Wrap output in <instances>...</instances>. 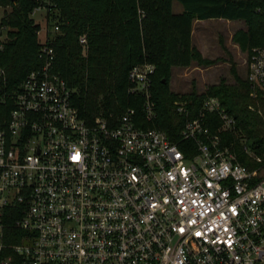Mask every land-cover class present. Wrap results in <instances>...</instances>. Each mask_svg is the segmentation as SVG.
Here are the masks:
<instances>
[{"label":"built area","instance_id":"1","mask_svg":"<svg viewBox=\"0 0 264 264\" xmlns=\"http://www.w3.org/2000/svg\"><path fill=\"white\" fill-rule=\"evenodd\" d=\"M49 32L46 18L42 62L0 123V264H264V161L243 139L260 162L251 168L225 141L237 120L220 98L208 95L185 121L183 148L145 125L157 107L156 63L144 60L129 71L142 111L128 106L114 124L103 115L89 123L53 71ZM247 57L256 96L264 93V45ZM176 104L189 111L187 100Z\"/></svg>","mask_w":264,"mask_h":264},{"label":"trees","instance_id":"2","mask_svg":"<svg viewBox=\"0 0 264 264\" xmlns=\"http://www.w3.org/2000/svg\"><path fill=\"white\" fill-rule=\"evenodd\" d=\"M183 9L175 12L174 0H0L4 13L0 17V123L14 106L13 94L32 69L41 62L40 21L34 10L47 7V24L56 48L53 71L64 77L71 88V100L89 123L103 115L110 124L119 121L128 106L142 111V96L129 91V71L144 60L156 63L153 96L157 116L154 122L181 147L182 128L188 118L198 114L208 95L218 96L230 114L235 129L224 132L239 159L251 168L260 164L245 151L243 139L264 161V93L254 96L247 76L231 65L234 81L222 76L199 91L183 93L171 88L174 66H189L193 61L211 65L222 57L205 56L193 42L195 19L227 18L244 20L245 27L232 35L243 51L264 45V0H178ZM9 7V9H6ZM58 25L57 31H52ZM81 35L87 42L82 44ZM5 99H2L3 96ZM187 100L188 112L177 110L176 101ZM214 127L219 120L214 112ZM10 231L19 230L10 224ZM19 241V240H7Z\"/></svg>","mask_w":264,"mask_h":264},{"label":"rangeland","instance_id":"3","mask_svg":"<svg viewBox=\"0 0 264 264\" xmlns=\"http://www.w3.org/2000/svg\"><path fill=\"white\" fill-rule=\"evenodd\" d=\"M4 7L0 6V17L4 13ZM9 9V7H6ZM173 9L181 11L183 5L180 1L174 0ZM47 7L35 10L33 16L41 23L40 36L45 38ZM225 19V18H224ZM221 19L195 20L194 39L204 49V55L215 58L222 57L218 62L211 65L198 64L193 61L189 66H174L171 76V88L179 93L187 92L192 88V81L199 91L206 88L224 76L228 81H234L235 77L231 71L234 63L242 76H247V51H243L239 44L232 39V33L237 26L245 27L244 20L231 21ZM229 24H233L230 28ZM235 24V25H234Z\"/></svg>","mask_w":264,"mask_h":264},{"label":"crops","instance_id":"4","mask_svg":"<svg viewBox=\"0 0 264 264\" xmlns=\"http://www.w3.org/2000/svg\"><path fill=\"white\" fill-rule=\"evenodd\" d=\"M182 11V10H181ZM178 12H180V11H178ZM207 19H221V20H226V21H230V23H232L231 21H233V19H227V18H207ZM207 19H195V20H207ZM195 20H194V22H193V36H192V38L194 39V25H195ZM230 25V28H232L233 27V24H229ZM235 25V24H234ZM239 27H242V26H237V27H235V29H234V31L237 29V28H239ZM233 31V32H234ZM232 35H233V33H232ZM194 42V41H193ZM194 44H196L198 47H199V49L204 53V49H203V47L202 46H200V45H198L196 42H194ZM219 80H217V81H215V82H218ZM214 82V83H215Z\"/></svg>","mask_w":264,"mask_h":264}]
</instances>
